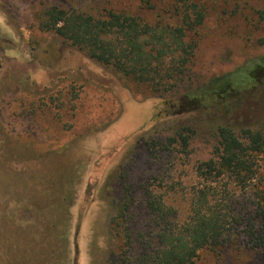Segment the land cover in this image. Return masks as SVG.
<instances>
[{
	"label": "rangeland",
	"instance_id": "1",
	"mask_svg": "<svg viewBox=\"0 0 264 264\" xmlns=\"http://www.w3.org/2000/svg\"><path fill=\"white\" fill-rule=\"evenodd\" d=\"M153 4L0 0V264H141L162 247L158 234L168 223L188 217L201 187L197 165L210 156L209 131L193 136L187 154L165 136L151 140L177 121L161 101L136 93L44 23L53 5L173 24L177 11L194 5L205 15L193 58L201 80L264 54V0ZM231 190L239 205H251L248 189ZM149 198L163 203L165 216L150 210ZM262 254L204 248L194 264H262Z\"/></svg>",
	"mask_w": 264,
	"mask_h": 264
},
{
	"label": "trees",
	"instance_id": "2",
	"mask_svg": "<svg viewBox=\"0 0 264 264\" xmlns=\"http://www.w3.org/2000/svg\"><path fill=\"white\" fill-rule=\"evenodd\" d=\"M155 1L139 0L147 7ZM192 6L174 14L179 15L176 24L148 22L125 10L93 16L53 5L45 12L44 23L49 20L57 35L115 72L136 93L160 100V109L177 120L151 140L165 136L164 143L185 152L197 132L208 130L212 137L210 156L196 168L201 187L193 193L188 217L169 222L158 234L162 247L141 264H194L204 248L264 251V54L201 80L193 58L205 15ZM248 103L259 105L253 110ZM232 187L248 189L251 205L234 201ZM147 205L165 216L160 200L149 198ZM128 206L120 204L121 216Z\"/></svg>",
	"mask_w": 264,
	"mask_h": 264
}]
</instances>
